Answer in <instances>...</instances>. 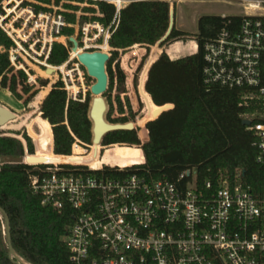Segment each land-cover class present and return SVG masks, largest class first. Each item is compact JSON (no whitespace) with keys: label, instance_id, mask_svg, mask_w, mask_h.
I'll return each mask as SVG.
<instances>
[{"label":"built area","instance_id":"built-area-1","mask_svg":"<svg viewBox=\"0 0 264 264\" xmlns=\"http://www.w3.org/2000/svg\"><path fill=\"white\" fill-rule=\"evenodd\" d=\"M217 1L242 6L243 19L237 28L224 29L203 44V83L238 92L239 105L246 110L241 118L249 122L246 130L252 135L255 162L264 167V84L260 67L264 0ZM97 2L114 6L112 20L106 26L89 21L79 27L76 22V34L66 37L63 29L73 26L67 24L63 12L25 5L15 14L21 0L2 2L0 28L13 42L9 62L15 71L24 73L28 85L37 84L30 66L36 65L62 75L58 81L63 84L67 100L86 101V70L74 55L70 39L77 42L81 54L104 52L101 46H109L119 11L132 1L89 0L96 16L102 17ZM12 3L15 5L9 8ZM11 14L15 16L6 22ZM60 38L72 47L66 49V60L53 64L49 59ZM197 48L195 43L194 54ZM107 50L104 53L109 55ZM86 76L90 78L87 72ZM107 113L108 109V122ZM125 123L133 124H120ZM133 126L138 136L139 128ZM138 140L139 144L130 146L139 148L140 162L126 167L103 162V156L112 146L129 144L102 142L98 168L86 161L37 164L48 166L43 174L30 177V187L41 196V204L58 212L68 205L74 212L73 223L63 238L71 264H264V198L251 191L241 170L233 174L219 171L200 184L194 168L183 170L175 181L153 179L143 170L142 146L147 133L145 142ZM93 146L92 139L85 144L74 137L71 155L77 147L90 153ZM28 156L25 153L26 164Z\"/></svg>","mask_w":264,"mask_h":264},{"label":"trees","instance_id":"trees-1","mask_svg":"<svg viewBox=\"0 0 264 264\" xmlns=\"http://www.w3.org/2000/svg\"><path fill=\"white\" fill-rule=\"evenodd\" d=\"M3 1L0 0V7ZM58 2L56 0V4ZM95 5L102 17L94 20L106 26L115 16L114 6L105 2H97ZM169 9L170 3L163 0L128 3L119 11L118 25L108 41L109 46H101L103 50L112 48L106 65L109 79L106 93L112 89V65L119 51L135 45L153 48L140 83L146 109L140 112L143 118L136 121L137 125L145 126L143 131L147 133V141L142 146L145 174L157 180L175 181L183 170L194 168L200 184L205 179H213L219 171L233 174L236 170H241L251 191L264 198V167L255 162L256 151L252 147V135L242 124L241 116L246 110L239 105L238 92L217 86L207 87L202 77L205 66L203 44L224 29L237 28L243 17H200L195 35L197 52L183 59L171 60L165 51L157 54L153 47L168 29ZM87 10L94 13L93 9ZM69 20L74 21L71 18ZM72 33L70 28L62 31L66 36ZM186 35L173 28L161 46ZM56 43L49 61L60 64L67 59L68 52L64 41L58 39ZM12 46L13 42L0 28V89H3L0 100H6L9 91L27 106L36 93L33 91L35 86L28 85L24 73L15 71L11 66L8 51ZM133 50H129L124 56L122 70L127 75L129 95L136 108L132 78L133 69L138 62L132 63L133 69L126 65L129 58L136 57ZM169 51L172 53L171 49ZM143 52V49H139V55ZM260 67L264 84V53L261 55ZM117 79L120 85L124 84V74L119 66ZM47 83L40 80L41 87H45ZM118 91L120 92L119 89ZM23 95L27 97L23 99ZM118 102L120 106L121 103L119 100ZM167 104L173 108L158 116ZM89 105L90 94L83 103L67 100L62 82L56 81L40 103L39 114L28 124V133L36 145L34 157L42 163L86 161L92 168H98L101 163L98 144H94L90 153L80 148L74 149L75 155L83 156L71 155L74 137L85 144L91 142ZM119 110L122 111V108ZM111 111L112 105L107 114L108 122L125 121L111 119ZM138 128V136L135 131L108 133L102 144L137 145L138 137L146 140L142 137V129ZM16 135L21 139L7 136L0 130V208L9 219L13 251L29 264H71L63 238L73 223L74 212L68 205H64L58 212L41 204V196L35 194L30 187V177L43 174L48 166L24 163L25 153L33 155L34 147L26 133L17 131ZM139 153V148L135 146L126 149L118 145L112 146L104 153L103 162L126 167L139 162ZM0 264H17L15 257L9 255L1 228Z\"/></svg>","mask_w":264,"mask_h":264},{"label":"rangeland","instance_id":"rangeland-1","mask_svg":"<svg viewBox=\"0 0 264 264\" xmlns=\"http://www.w3.org/2000/svg\"><path fill=\"white\" fill-rule=\"evenodd\" d=\"M21 1L22 3L20 4L19 8L15 11V14H17V12L21 8L25 7V5L32 6L39 10L44 8L43 10H49L51 12L55 10L63 12L67 24L73 26V27H66L73 30L72 33L73 36L76 34L78 30L76 26V22H78V25L80 27L85 22L95 21L94 18H97L96 16L97 13L94 7L89 3V0H59L57 4H56V0H21ZM122 1L128 3L129 1H133V0H122ZM165 1L169 2L170 8L172 7L174 10V28L178 31L187 34L186 36H184L179 40H172L166 43L164 46H159L158 43L155 46H153L156 49L157 54L165 51L172 60L183 59L194 54L193 47L196 43L195 35H197V21L200 17L211 16V15L240 16L243 14V7L236 3H228L217 0H165ZM4 5L5 3L2 5V10L4 8ZM13 5H15V3H12L9 6V8H11ZM9 8L6 7V9ZM87 9H93L94 13L88 11ZM14 16H15L14 14H11L6 22H9V20H11ZM69 18L74 19V21L69 20ZM63 36L66 37V35ZM80 38L81 37L79 36L77 40L79 41ZM59 40L64 41L66 45V49L70 51V46H71L70 43L65 41L64 38H60ZM131 49H134L133 51L135 52L136 57L129 58L126 65L133 69L132 63L135 61L138 62L136 67L133 69L134 72L132 78L133 92L135 94V99L137 101L136 108L133 106L129 95L130 92L128 90L126 83L127 75L122 70L123 58ZM139 49L144 50V52L141 55H139ZM169 49L172 50L171 51L172 53H170V51L168 52ZM106 50L103 51L105 52ZM152 50L153 48L151 47L147 48L146 46L135 45L125 51H119L112 65V69L114 73L112 89L109 93H106V96L104 97L107 103L108 112L112 105V111L110 116L111 118L122 119L125 120L124 122H136L137 120H141V118H143L142 116H140V112L145 111L146 105L140 92V83L145 68V64ZM111 51H112L111 49L107 50L110 56H111ZM79 54L81 53L76 52V55ZM30 66L33 71L32 74L36 75L38 80L33 90L36 91V93L30 98L28 105L25 106L22 100L21 101L17 100L9 91H7V97L9 96L8 97L9 99L7 98L6 100H4V102L8 103L9 105L13 106L18 110L15 112L13 111L16 114L15 120L7 123L3 127H0V130L7 136L17 137L21 139L19 135H16V132L19 131L26 133L30 137L28 133V124L32 122L33 118H35L37 114H39L40 103L48 94L51 86L62 77L60 73L52 72L51 74H47L45 70H43L42 68L36 65H30ZM117 66H119L121 72L124 74V84L122 85L118 83ZM83 74H84L83 77L84 90L86 91L85 97L87 98V95L90 94L89 88L94 84L95 80L92 78H88L84 70H83ZM40 80L48 82L47 85L45 87H41ZM79 87L82 88L81 85ZM118 89L120 90V92L118 91ZM1 92L2 91H0V94ZM26 97L27 95H23V99H25ZM118 100L121 103L120 106ZM91 101H92V96L90 94V103ZM0 105H2L1 102ZM120 107L122 108V111L119 110ZM137 122L135 123V125L137 127H140L143 131L145 129V126H139L137 125ZM30 139L34 147V154H35L36 145L31 137ZM142 142L145 141L142 140ZM72 156H83V155H75L73 152ZM0 228L3 229V220L1 216H0Z\"/></svg>","mask_w":264,"mask_h":264},{"label":"water","instance_id":"water-1","mask_svg":"<svg viewBox=\"0 0 264 264\" xmlns=\"http://www.w3.org/2000/svg\"><path fill=\"white\" fill-rule=\"evenodd\" d=\"M174 28V10L171 7L169 9V20L168 29L165 35L157 42L159 46L168 38L171 31ZM71 43L73 44V52H77V42L71 38ZM110 56L107 53L94 51V52H83L78 55V60L81 65L85 68L87 75L94 79V84L90 87V94L92 96V101L89 105V119L92 123V144H100L105 135L111 132L119 131H132L134 126L132 123L125 124H111L105 120V114L107 112V103L104 98V94L108 89L109 79L107 74L106 65L109 61ZM47 74H51V70L46 71ZM165 108L160 111L158 116L173 108L172 105H164ZM157 116V117H158ZM156 117V118H157ZM16 114L9 110L8 108L0 105V127H3L7 123L15 120ZM155 118V119H156ZM150 121V120H149ZM242 124L246 127L249 125L248 121H242ZM35 154L29 155L27 158V163L32 165L42 164V161L36 157ZM0 216L3 220V235L8 248L9 255H13L17 260V264H29L23 259H20L13 251L10 237V223L5 211L0 208Z\"/></svg>","mask_w":264,"mask_h":264},{"label":"crops","instance_id":"crops-1","mask_svg":"<svg viewBox=\"0 0 264 264\" xmlns=\"http://www.w3.org/2000/svg\"><path fill=\"white\" fill-rule=\"evenodd\" d=\"M3 89H0V91H2ZM5 90V89H4ZM7 91V90H6ZM0 102H1V104L4 106V107H6V108H8L9 110H11V111H18L16 108H14L13 106H11V105H9L8 103H5L4 101H1L0 100ZM51 152H52V145H51Z\"/></svg>","mask_w":264,"mask_h":264},{"label":"bare ground","instance_id":"bare-ground-1","mask_svg":"<svg viewBox=\"0 0 264 264\" xmlns=\"http://www.w3.org/2000/svg\"><path fill=\"white\" fill-rule=\"evenodd\" d=\"M119 1H121V0H119ZM141 116V115H140ZM133 125H135V123H133ZM136 126V125H135ZM142 137L143 138H146V132H144V131H142ZM78 148V147H77ZM121 148H130V146H121ZM74 152V151H73ZM100 159V158H99ZM140 162V161H139ZM21 259V258H20Z\"/></svg>","mask_w":264,"mask_h":264}]
</instances>
